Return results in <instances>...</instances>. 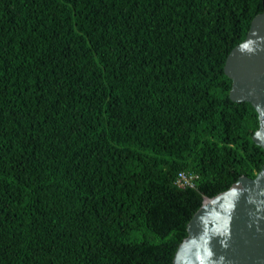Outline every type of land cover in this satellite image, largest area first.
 I'll list each match as a JSON object with an SVG mask.
<instances>
[{"label":"trees","instance_id":"1","mask_svg":"<svg viewBox=\"0 0 264 264\" xmlns=\"http://www.w3.org/2000/svg\"><path fill=\"white\" fill-rule=\"evenodd\" d=\"M261 12L0 0V264H172L203 198L264 164L223 71Z\"/></svg>","mask_w":264,"mask_h":264},{"label":"water","instance_id":"2","mask_svg":"<svg viewBox=\"0 0 264 264\" xmlns=\"http://www.w3.org/2000/svg\"><path fill=\"white\" fill-rule=\"evenodd\" d=\"M223 71L229 98L246 101L258 115L253 142L264 149V12L227 54ZM172 264H264V164L227 189L204 197L186 224Z\"/></svg>","mask_w":264,"mask_h":264},{"label":"built area","instance_id":"3","mask_svg":"<svg viewBox=\"0 0 264 264\" xmlns=\"http://www.w3.org/2000/svg\"><path fill=\"white\" fill-rule=\"evenodd\" d=\"M198 175L192 172L180 171L175 179V183L181 187H195Z\"/></svg>","mask_w":264,"mask_h":264}]
</instances>
